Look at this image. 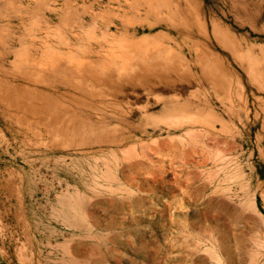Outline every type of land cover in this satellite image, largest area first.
Returning a JSON list of instances; mask_svg holds the SVG:
<instances>
[{
  "label": "rangeland",
  "instance_id": "374dc122",
  "mask_svg": "<svg viewBox=\"0 0 264 264\" xmlns=\"http://www.w3.org/2000/svg\"><path fill=\"white\" fill-rule=\"evenodd\" d=\"M159 46L171 90L89 100L130 129L61 136L17 105L53 65L103 77ZM212 246L264 264V0H0V264H220Z\"/></svg>",
  "mask_w": 264,
  "mask_h": 264
},
{
  "label": "bare ground",
  "instance_id": "6f19581e",
  "mask_svg": "<svg viewBox=\"0 0 264 264\" xmlns=\"http://www.w3.org/2000/svg\"><path fill=\"white\" fill-rule=\"evenodd\" d=\"M139 41L146 42L145 39H140ZM159 47H158L159 49H157L156 52L153 51L151 48H149V50H147L148 48H146V50H144L140 54L141 56L135 55L134 59L130 55L131 53L129 51H126L123 55L119 57L120 59L114 60L113 62H109L106 65L102 64L101 66H99V68L101 69H103V67L107 68V73L103 77H101L100 73L99 74L96 73L97 71L96 69H93V67H95V64L85 66L83 67V69H81L80 67L76 69L69 68V70L61 68L60 69V71H62L61 73L57 72L59 70V67L61 66L53 65L52 68L54 72L51 73L52 74L51 76L52 79L57 84V88H55L56 90L55 89L53 90L54 91L53 94L51 93L49 94L45 90H40L35 88L36 90L35 92H31V91L27 93L24 92L23 96L18 97L17 105L22 109H24L25 110L24 112L29 113L30 117H32V120H34L35 124L38 125L43 124L44 127H59L56 129V134L61 136L66 135L69 132V129L66 127H86V129L90 128L89 130H92L94 127H105V128L129 127L130 129L132 127V123L128 120L125 121L121 118H118V116L115 114L117 112L111 114L109 116L110 119H107V117L104 115L102 111L94 112L95 110L92 108L94 106L90 105V103L94 100L96 103L99 102L103 105L111 106V102H109L108 100L112 98V100H120L122 103L123 98L121 96H123L124 93H126L125 95L127 96V94L130 95V92L132 93L133 91H138V90H146V92L154 91L156 89H160L164 91L171 90L170 88L172 86L171 85L172 83L170 82V80L167 79V74L168 73L173 74L176 73L177 71L176 68L171 63L172 54L170 58L167 59L164 57L169 53H166L164 57H161L164 48H161L163 46H159ZM124 56H126V58H124ZM127 57H129L128 62H127ZM78 62L77 64L80 65L81 63ZM131 64H134L131 69V73L128 75H122V73L126 71L128 66ZM90 68H92V70ZM75 78L77 79V81L75 80L76 82H71V80L74 81ZM92 83L93 86L91 89H95L94 92L91 89L89 90L87 89V85ZM72 84H74V86ZM58 85H64L66 88H70L72 90L76 89L77 87H80L81 93L85 94V97L83 96V94L82 96L77 94H74L70 97L67 96L69 104L64 105L62 109L60 107L61 102H59L53 97L55 95V92L59 91ZM25 89L29 90L30 88H25ZM61 96H66V95H61ZM80 97H83V99L80 100ZM89 100L92 101L89 102ZM149 100H151V98ZM79 106L82 107L81 108L82 110L81 111L75 110ZM83 109L89 111L90 113L87 111L85 112ZM84 112L86 113L87 116L88 114L96 113V116L94 115L95 119L87 121L86 120L87 118H84V114L83 115L81 114ZM77 113L80 114L77 115ZM68 115H71L72 118H67ZM62 116H65L67 120L65 117ZM94 116L92 118H94ZM115 121L119 123H114ZM72 136L77 137L78 130H74ZM100 136L101 137H98L99 138L98 141H105L109 138L111 139L114 136V134L110 133L104 136L103 135ZM122 138H125V136H122ZM260 248L261 247H259V249ZM217 250L218 249L212 246V257L221 264L223 260ZM221 251L223 253H226V249Z\"/></svg>",
  "mask_w": 264,
  "mask_h": 264
}]
</instances>
